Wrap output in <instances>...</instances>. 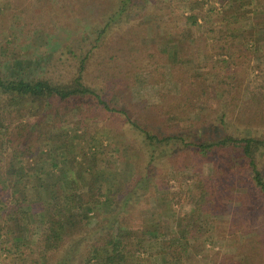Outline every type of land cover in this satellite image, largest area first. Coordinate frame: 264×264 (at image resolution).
Instances as JSON below:
<instances>
[{"label":"rangeland","instance_id":"1","mask_svg":"<svg viewBox=\"0 0 264 264\" xmlns=\"http://www.w3.org/2000/svg\"><path fill=\"white\" fill-rule=\"evenodd\" d=\"M117 2L0 0V56L8 64H13L15 59L31 62L38 75H42L43 67L46 71L68 73L67 66H59V63L46 69L45 63L49 58L71 57L67 51L72 48L79 54L82 49H89L96 36L92 33L93 24L101 22L99 13L104 15L112 11ZM161 2L155 0L149 7H136L130 20L123 23L125 30L137 28L133 41L136 45L175 46L187 51L179 60L174 55L159 53L146 63L127 62L121 71L122 75L129 72L127 76H120V67L107 65L112 73L119 75L115 84L91 78L115 111L101 108L97 101L82 100L84 107L79 110V115L86 116L83 127L72 130L69 146L58 145L60 150L69 147L72 156L78 157L74 162L70 156L64 167L69 166L85 188L88 184H96L105 190L114 189L138 178L143 180L139 188L145 187L147 194L135 198L137 203L132 201L129 210L121 213L119 220L137 233L140 259L135 264H165L171 235L180 231V223L199 227L201 222L197 220L196 211L198 208L208 209V205L212 208L204 213L205 222L201 225L206 232L203 238L210 237L213 242H207L195 256L190 249L184 264H264V198L254 186L242 155L221 149L202 157L187 148L174 151L179 146H171L170 153L174 151L171 155L165 152L167 157L160 159L163 155L157 153L155 162L147 167L150 155L141 143L142 135L131 124L135 121L143 128L165 135L184 132L195 139L220 136L227 128L221 125L219 115L222 110H230L231 101L243 104L247 114L239 118L237 113L229 112L230 131L255 133L264 130V121L257 115H264V103L256 107L260 112L255 111L249 103L252 93L248 88L253 82L264 89V82L258 76L260 69H264V50L259 52L251 44L258 40L264 43V9L260 5L264 0H233L236 8L244 9L243 12L248 9V19L228 24L222 17L227 19L233 11L226 10L217 0H207L203 5L195 0ZM138 3L144 5L145 0H138ZM167 3H173L174 10L166 9ZM164 5L165 10L161 11ZM167 10L171 12L166 14ZM202 16L207 19V27L214 25V33L205 32ZM141 17L143 20H139ZM194 21L198 23L194 24ZM227 31L241 35L231 45L238 51L235 62L231 63L225 50L216 49L215 52L212 45L208 52L198 49L189 52L192 42L196 44L195 38L203 40L207 36L212 43L214 36H223ZM115 32L116 29L107 30L106 39H112ZM183 39L186 45L181 41ZM222 59L228 60L229 64L225 63V66L230 65L229 77L225 79L208 72L210 66L217 65ZM202 89L205 90L203 103H194L172 114L163 110L167 99L178 96L192 100ZM177 125H180L179 130ZM79 163L86 167L82 175H79ZM261 163L264 168V156ZM30 166L31 163H25L23 167ZM46 169L42 178L46 177L50 183L61 179V170L50 165ZM25 183L27 186H24L32 188L39 186L41 180L31 176ZM220 186L222 188L217 190ZM32 197H35L34 193ZM208 197L212 203L207 205ZM5 219V213L0 212V232L3 233L0 264L55 263V258L46 256L37 258V263L31 261L32 249L28 248L12 254L6 252L5 248L12 246L8 244L13 241L10 240V231H16V225L11 221L6 223ZM153 229L158 230V236L148 240L145 232ZM36 240L34 238V242ZM196 241L194 239L193 243ZM20 253L24 255L18 256Z\"/></svg>","mask_w":264,"mask_h":264},{"label":"trees","instance_id":"2","mask_svg":"<svg viewBox=\"0 0 264 264\" xmlns=\"http://www.w3.org/2000/svg\"><path fill=\"white\" fill-rule=\"evenodd\" d=\"M117 1L112 11L104 15L99 13L101 22L93 24L95 29L92 28V33L96 36L91 40L89 49L84 50L81 46L80 54L72 48L67 51L72 54L71 57L62 55L57 59H43L47 60L46 69L60 63L59 66H67L68 73L46 71L42 66V75H38L31 62L15 59L13 64H8L0 56V212L7 216L6 223L9 224L11 221L16 225V231H10L12 234L10 240L12 238L13 241L8 244L12 246L8 245L5 248L10 254L28 248L32 249L31 261L37 263V258L46 256L48 259L55 258V263L52 264H135L140 259L135 236L137 233L119 220L122 218L121 213L129 210L131 202H136L135 198H142L147 194L145 187L139 188L143 180L138 178L114 189L105 190L103 186L96 184H88L85 188L80 184L75 172L69 166L64 167L65 164L68 165L71 157L74 158V162L78 157L72 156L69 147L63 150L58 147L59 144L69 146L72 130L83 127L86 116L79 115V110L84 107L81 105L82 100H94L101 108L115 111L91 78L115 84L119 75L112 73L108 69L109 65L120 67V76H127L129 72L121 74L127 62L146 63L159 53L174 55L179 60L187 51L175 46L173 48L156 44H134L137 28L129 27L125 30L123 23L130 20L136 7H149L155 0H145L144 5H140L138 0ZM158 1L164 3L163 0ZM195 1L203 5L207 0ZM217 1L222 7H226V10L233 11L227 19L222 17L223 22L239 23L247 17L248 9L243 12L244 9L236 8L233 0ZM172 4L167 3L166 9L174 10ZM92 5L97 6L96 3ZM260 5L264 9V4ZM164 10L165 5L161 11ZM165 12L169 14L171 11ZM139 20H143V17ZM197 23L194 21V24ZM203 24L206 27L205 32L210 34L215 32L214 25L206 26L205 17ZM113 29L117 32L113 34L112 39H106L107 30ZM239 36H241L239 33L227 31L223 36H214L212 43L207 36L203 37V40L195 38L196 44L192 42L188 50L208 52L209 46L211 49L212 45L215 52L216 49L225 50L233 63L237 50H233L231 45ZM181 41L186 45L184 39ZM251 44L259 52L264 50V43L260 40ZM65 59L70 63H66ZM220 61L217 65L210 66L208 72L225 79L229 77L230 65H224L228 63L227 59ZM40 62L42 64L41 60ZM258 76L264 82V69H260ZM227 82H231L229 78ZM248 88L252 93L249 103H252L255 111L260 112L256 107L264 103V89L261 90L262 87L253 82L249 83ZM204 94L205 90L202 89L192 100L178 96L167 99L163 110L167 114H172L194 103H203ZM229 105L230 110H222L219 115L221 125L227 128L220 136L195 139L189 138L184 132L159 134L133 121L132 127L142 135L141 143L147 147L150 155L147 167L155 162L157 153L163 155L160 159H165L167 157L165 152L170 153L171 146H179L174 151L187 148L202 157L221 149L237 151L246 162L254 186L264 198V168L261 167V158L264 156V130L255 133L230 131L228 113H237L239 118H244L247 113L246 107L241 103L238 105L230 101ZM124 113L128 114L126 111ZM257 115L264 121V115L259 113ZM179 128L180 125H177L176 129ZM25 163H31V166L25 169L23 167ZM47 165L61 170L60 180L50 183L46 177L42 178L41 174L47 172ZM84 172L86 167L79 163V175ZM31 176L38 177L41 184L32 188L26 187L25 182ZM219 188L222 187H218L217 190ZM32 193L35 197H32ZM210 202L212 203L211 199L206 198L205 204H211ZM208 206V209L198 208L196 211L197 220L201 222L199 227H193L190 223L187 225L180 223V231L171 235L170 251L167 252L165 264H184L186 253L190 249L195 256L202 251V246L205 248L207 242H213L210 237L203 238L206 232L202 230L201 225L205 222L204 213L212 208ZM157 231V229L146 231L147 239L157 237ZM2 234L0 232V239L3 240ZM34 238H37L35 242ZM194 239L197 241L193 243ZM58 251H61L60 255H54ZM22 255L24 253L18 254Z\"/></svg>","mask_w":264,"mask_h":264}]
</instances>
